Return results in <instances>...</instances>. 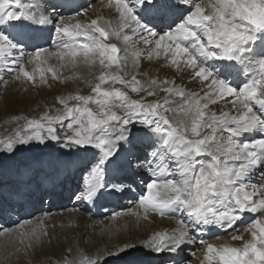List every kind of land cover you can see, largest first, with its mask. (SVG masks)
<instances>
[{
	"label": "snow or ice",
	"instance_id": "1",
	"mask_svg": "<svg viewBox=\"0 0 264 264\" xmlns=\"http://www.w3.org/2000/svg\"><path fill=\"white\" fill-rule=\"evenodd\" d=\"M114 5L118 27L98 19L67 24L54 8L47 10L37 0H0V71L35 84L36 77L25 69L24 61L40 64L51 56L71 65L81 57L91 64L98 58L103 68L111 69L121 49L105 41L110 35L124 42L135 37L145 45L148 60L163 57L174 69L186 72L199 91L187 90L174 79L141 80L139 73L128 78L104 71L92 89L94 96L60 98L65 112L45 114L42 119L47 126L41 120L28 121L30 134L0 142L4 151L14 155L19 146L32 142L48 147L50 141L63 143L69 163L81 158L73 196L86 208L107 196L127 195L132 190L130 178L144 177L143 190L136 198L143 218L149 212L161 217L180 212L184 217L177 229L154 232L140 245L146 256L160 257L163 264H186L182 253L197 244L206 249V264H264V0H207L203 4L200 0H114ZM86 14V9L77 13ZM124 29L130 35L121 37ZM50 46L56 50L50 51ZM123 55L126 67L127 49ZM209 61L227 63L210 70ZM39 71L44 82L45 69ZM46 71L55 78L51 67ZM221 72H235L244 81L235 87ZM109 81L149 97L164 95L149 103L133 100L119 88H102ZM69 101L77 103L69 106ZM218 102L231 104L232 109L208 110ZM89 104L99 111L93 112ZM113 106L122 114L113 111ZM177 111L183 118L172 120L165 115ZM69 117L67 128L73 129V124L79 128L61 140L52 125ZM255 175L259 176L256 183ZM12 191L41 204L56 195L39 182L13 181ZM213 227L232 228L234 233L243 228L250 239L233 234V241L244 243L221 247L197 239V234ZM136 247L123 243L114 252L98 250L87 264H110L109 257Z\"/></svg>",
	"mask_w": 264,
	"mask_h": 264
},
{
	"label": "bare ground",
	"instance_id": "2",
	"mask_svg": "<svg viewBox=\"0 0 264 264\" xmlns=\"http://www.w3.org/2000/svg\"><path fill=\"white\" fill-rule=\"evenodd\" d=\"M52 1L59 2L62 4L60 7H64L60 13L70 14L76 10H72L68 5L76 3L79 0H37L43 8ZM22 2H25V0H22ZM107 2H102L101 0V3L94 7L86 15L85 19L78 18L64 21L67 24H75L77 21L85 24L92 19H98V22L107 21L113 27H118L120 23L119 14L115 11V5L112 7V4L109 5ZM102 3L103 5H101ZM204 3H207V0ZM59 11L56 9V14ZM21 23L26 22L22 21ZM50 28L51 26H49ZM126 33L130 35L128 30L124 29L121 32V37ZM105 43H115L121 49L117 62L121 66L114 67V64H112L111 69H105L99 64L98 58L95 64H91L85 63L81 57L77 59L75 65L61 62L56 56L48 57L45 63L40 64H34V62L26 59L25 69L35 75V84L27 81L26 78L23 79L21 76L20 80L15 78L10 81L9 85H6L9 73L8 71H0L1 141L5 142L18 139L21 135L30 134L27 124L31 120H41L47 126V122L42 119L45 114L54 116L66 111L64 106L59 103L60 98H67L74 95H90L94 85L99 83V75L104 71H110L112 74H127L128 78H130L131 74L139 73L138 79L141 80H150L153 78L174 79L177 85H184L187 90L199 91L198 85L191 81V78L186 72L174 69L163 57L148 60L146 58L145 45L135 37L128 42H124L122 38L118 39L116 36L110 35ZM125 49H127V66L123 67V53ZM137 53L139 55H136ZM143 59L147 60V62H144ZM133 60L136 61L135 64ZM211 62L214 61H209L207 65L210 70H217L221 63H227L215 61L213 64ZM48 67H51L55 72V78L51 72L46 71ZM41 68L45 69L44 82L40 81V75L36 73ZM221 75L222 78L230 80L235 87H239L244 81V77L235 72H221ZM113 87L117 88L118 83L114 84L109 81L106 84H102V88L104 89ZM119 89L127 92L129 97L132 95L130 91H126L123 88ZM163 95L164 93L162 92L157 93V96H153L150 102L161 98ZM174 99L179 101V97H175ZM76 103V101H69V106H74ZM90 108L93 112H97L94 108ZM118 109L115 106L112 108L117 114H122L118 112ZM231 109V104L226 105L223 102H218L217 104H210L208 110L219 113L222 110L230 111ZM233 114L235 113L233 112ZM165 115H168L172 120L183 118L179 111L176 113H165ZM65 120H67V124L71 122L70 117ZM65 120L52 125L55 127L56 133L61 140L64 139L62 138L64 132L62 129ZM77 128H79V125L73 124V129L70 130L74 131ZM67 133L72 135L71 131ZM65 151L67 149H65L64 144L59 145V147H54L50 151L51 155L53 152H56L59 153V156L62 154L63 157L46 156L43 160L35 159L24 168L11 167L12 163L0 165V174L6 173V176H0V180H2L0 182V264H87L89 258H96L98 250L114 252L117 246L123 243L137 245L135 249L129 252L145 253L146 250L140 247V245L143 244L146 238L150 237L154 232L162 230L172 231L179 227L178 221L184 218L180 212L163 217L157 213L149 212L148 218L144 219L143 209L136 203V198L141 194L139 192H132L134 193L132 199L135 201L128 202L131 208V215L129 214L126 218L120 215L117 221H113V219L112 221H108L94 217L93 214L82 209L85 206L79 204L80 202L77 198L74 201L75 203H79H76L74 206H64L63 204L69 200L70 195L75 190V181L79 177L78 169L82 167L81 159L75 161V158L69 163V157L64 155ZM1 154L3 155V152ZM88 158L90 157L84 159L86 160ZM5 162L7 163V161ZM17 162L14 161L13 163L15 164ZM17 170H19V175H17ZM137 177L140 181L144 180L142 176ZM53 178L59 179L53 182ZM134 179L136 177L130 178L129 182ZM40 180L42 182L44 180L52 182L47 188V186L44 187ZM13 181L21 183L31 182L33 185L39 182L45 189H54L56 195L54 197L48 196L51 204L49 209H45V213L39 214L38 218L28 220L33 215L32 213L35 209L39 210L40 207L37 205L38 201L28 202L20 196H16L15 199L12 191ZM253 182L256 183L257 180L253 178ZM84 190L86 192V188ZM65 193L66 195H64ZM115 198L117 197L107 196L95 206H98L100 203H105L108 206H102L101 209L110 207L111 209H108H113L112 211H114V204H110V200H114ZM90 206L92 204H88L87 208ZM29 207L31 208L30 212L26 211V213L20 215L24 227H12L17 220L16 216L19 214V211ZM64 208L66 210H63ZM57 210L63 212L57 214L58 216H53L52 211ZM102 213H105V211H102ZM24 220L29 221V223H25ZM6 226L11 227V229L6 230ZM2 230L5 231L1 232ZM45 232L47 233L46 235L44 234ZM233 234L243 235L244 240L250 239V234L244 232L243 229L234 233L232 228L223 229L220 227L205 229L204 232L197 234V239L209 237L213 243L216 241L215 245L217 247L224 245L241 246L244 241H233L231 239ZM99 237L100 239H98ZM189 249H191V254L195 253V262L193 264H206L204 260L206 249L203 245H189ZM123 255L125 254L109 257V261L115 262L113 264H139L140 260L132 259V257L121 260ZM152 259V262L148 264L163 262L160 257H154Z\"/></svg>",
	"mask_w": 264,
	"mask_h": 264
},
{
	"label": "rangeland",
	"instance_id": "3",
	"mask_svg": "<svg viewBox=\"0 0 264 264\" xmlns=\"http://www.w3.org/2000/svg\"><path fill=\"white\" fill-rule=\"evenodd\" d=\"M105 1L107 2V0H102V2ZM206 0H200V2H202V4L205 2ZM77 4L76 5H68L69 8H72V10H76L75 12H71L70 14H63V13H60L62 11V8L64 7H60L62 6V4H60L59 2H49L48 4L45 5V9L47 10H51L52 8H54L55 10L58 9L60 10L58 12L57 15H59L60 17H62L64 20H71V19H85L86 15L89 14V12L94 8L96 7L99 3H101V0H79L76 2ZM109 5V0L107 2ZM113 3H114V0H113ZM112 3V7L114 6V4ZM103 5V3L101 4ZM100 5V6H101ZM102 7V6H101ZM78 9V10H77ZM87 10V14L86 15H77L78 12H83L84 10ZM102 9V8H101ZM103 10V9H102ZM92 13V12H91ZM49 31H51V28L49 29ZM82 40L84 38H81ZM86 42V41H85ZM31 50V49H29ZM49 50L50 51H55L56 49L54 48V46H50L49 47ZM144 62H147V60L143 59ZM26 63V60L24 61V65ZM211 63H215L214 62H211ZM114 67L115 66H121L119 63L117 62H114ZM9 73V77L7 78V84L6 85H9L10 81L15 79V75H13L12 73L8 72ZM36 73L38 75H40V71L37 70ZM23 79H25L23 77ZM117 88H123L124 90L126 91H130V93L132 94L130 96V98L133 100H143V102L145 103H148L150 102L151 99H153L152 97H149L147 96V94L145 92H140V93H136V92H132L130 90V88H125L123 85L119 84L118 83V87ZM90 95H95V93L92 91ZM119 102H117L118 104ZM92 107L94 108L97 112H98V108L95 104H89L88 107ZM118 112H120V109H118ZM67 120H65L64 124H63V134H62V138H64L66 135L69 136L70 134H68L67 132H72V135H74V131L73 130H70L67 128ZM68 122H70L68 120ZM55 124V123H54ZM66 131V132H65ZM67 133V134H66ZM71 136V135H70ZM2 137H0V142H4V141H1ZM9 141V140H8ZM6 142V141H5ZM51 144V146H47L46 144H38L36 142H32L30 143L29 145H22V146H19L20 147V151L16 152L14 155L13 154H9L7 152L4 151V148H3V144H0V165H5V164H8V163H12L11 164V167L12 166H16L18 168H24L25 166H27L30 162H33L35 159H40V160H43L46 156H50V157H63L62 154H60L59 156V153H56V152H53V154L51 155V150L54 149V147H59V145H63L62 143H57V142H49ZM34 148V149H33ZM24 149H28V150H24ZM49 150V151H48ZM73 150L77 151V149L73 148ZM74 151V152H75ZM3 152V155L1 154ZM11 157V158H9ZM67 157V156H66ZM78 159H81L80 157H77L75 159V161H77ZM7 161V163L5 162ZM14 161H18L17 163H13ZM11 169V168H10ZM79 178L75 181V190L77 189V186H78V182H79ZM253 178H255V180H257V182L259 181V176L258 175H255ZM59 178H53L52 181H58ZM52 181H49V180H44L43 182L40 180L41 183H43L44 187L47 186V188L49 187V184L52 182ZM45 183V184H44ZM131 184V191H129L127 193V195H124L122 197H117L115 198L114 200H110V204H114V211L112 210H109L111 209L110 207H107L105 209H101L102 206H108L106 205L105 203L101 204L100 207H99V211H105V213H103L105 216L103 215H97V212L96 210L94 209V206H93V209L90 208L92 210L88 211L86 207H82L83 210L85 211H88L90 212L91 214H93L94 217H97L98 219H104V220H108V221H117L119 219L117 218H120V215L123 216V218H126L129 214L131 215V208H130V205H128V202H131V201H135L132 199V197L134 196V193L132 192H139L141 193L143 190V183H144V180H141L136 177V179H134L133 181L129 182ZM81 187L83 188V185H81ZM64 193V192H63ZM66 195V193L64 194ZM17 195H13V197L15 198ZM75 196H73V193L70 195V198L68 201H66L63 205L68 207V206H74L76 203H75ZM16 199V198H15ZM39 210L35 209L33 211V215L28 219H36L38 218L39 214H42V213H45V209H49V206L51 205L50 204V200L48 199V197H46L43 201V203H37ZM109 208V209H108ZM116 208V209H115ZM31 208H27V209H23V210H20L19 211V214L16 216L17 220L15 221V224L14 226L12 227H19L21 224H23L21 221L22 219H20V215H22L23 213H26V211L30 212ZM63 210H66L65 208ZM44 211V212H43ZM111 211V212H110ZM63 211H60V210H57V211H52V214L53 216H58L57 214L61 213ZM130 212V213H129ZM51 213V212H50ZM84 213V212H83ZM115 213H120V215L116 216L114 215ZM51 214V215H52ZM124 214V215H123ZM37 216V217H36ZM111 216V217H110ZM96 219V218H95ZM111 219V220H110ZM25 221V220H24ZM111 223V222H110ZM6 230H9L11 229V227L9 226H6L5 228ZM243 228L239 229V230H242ZM5 230H2L1 232H4ZM226 236V235H225ZM209 237H206L205 239V242H210L211 244L213 243L212 240H210V238L208 239ZM100 239V237L98 238ZM207 239V240H206ZM216 240V239H215ZM214 240V241H215ZM216 241L213 243V245H215ZM191 249H189V246H187L184 250V252L182 253V255L184 257L187 258L186 260V264H193L195 262V257L193 256L192 257V254H191ZM128 257H132V259H136V260H140L139 261V264H148L149 262H152V258H154V256H146L145 253H136V252H128L126 253L125 255H123L121 257V260L125 259V258H128ZM193 258V259H192ZM116 260V259H115ZM190 260V261H188ZM193 260V261H192ZM111 261V260H110ZM189 262V263H187ZM115 262L111 261L110 264H113ZM158 264H161L163 262H157Z\"/></svg>",
	"mask_w": 264,
	"mask_h": 264
}]
</instances>
